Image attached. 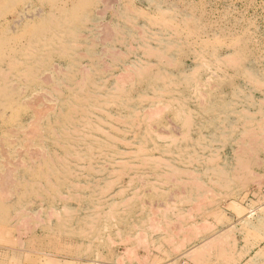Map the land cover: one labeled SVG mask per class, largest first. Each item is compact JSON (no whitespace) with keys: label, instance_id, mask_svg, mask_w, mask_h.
<instances>
[{"label":"rangeland","instance_id":"374dc122","mask_svg":"<svg viewBox=\"0 0 264 264\" xmlns=\"http://www.w3.org/2000/svg\"><path fill=\"white\" fill-rule=\"evenodd\" d=\"M0 264H264V0H0Z\"/></svg>","mask_w":264,"mask_h":264},{"label":"bare ground","instance_id":"6f19581e","mask_svg":"<svg viewBox=\"0 0 264 264\" xmlns=\"http://www.w3.org/2000/svg\"><path fill=\"white\" fill-rule=\"evenodd\" d=\"M24 10V9H23ZM26 10H28L27 8H26ZM37 10V9H36ZM43 11V10H42ZM36 12V11H35ZM29 13V12H28ZM40 14H41V12H40ZM29 15V14H28ZM18 17H20V16H18ZM20 19V18H19ZM17 42V41H16ZM53 68V67H52ZM55 68V67H54ZM54 70V69H53ZM47 78H45V80H46ZM28 107H30V106H28ZM32 107V106H31ZM40 116V115H39ZM30 154V153H29ZM2 198V197H1Z\"/></svg>","mask_w":264,"mask_h":264}]
</instances>
